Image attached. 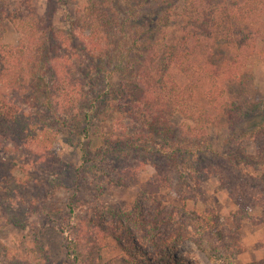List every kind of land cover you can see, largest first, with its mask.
<instances>
[{"label": "rangeland", "instance_id": "374dc122", "mask_svg": "<svg viewBox=\"0 0 264 264\" xmlns=\"http://www.w3.org/2000/svg\"><path fill=\"white\" fill-rule=\"evenodd\" d=\"M127 1L0 0V42L29 45L24 56L49 62L36 77L53 84L46 96L18 89L14 101L37 127L56 131L49 148L0 134V264H137L131 254L165 264L146 253L160 245L186 264H264V50L250 58L248 82L227 88L243 117L209 123L192 136L193 122L155 101L167 73L178 84L185 80L176 64L164 66L165 51L191 15L185 0L169 22L148 25L156 28L153 39L158 34L154 44L135 42L130 27L139 20H124ZM9 17L28 32L16 31ZM88 29L105 37L100 58L86 54L92 62H84L86 48L81 52ZM68 73L85 83L70 102L61 84ZM0 92L11 96V88L0 85ZM141 93L146 117L134 108ZM116 107L128 108L124 130L133 148L106 138L119 131ZM79 108L93 109L90 121L76 122ZM154 121L161 123L156 129ZM184 138L189 153L175 166L165 151ZM71 241L78 262L66 247Z\"/></svg>", "mask_w": 264, "mask_h": 264}, {"label": "trees", "instance_id": "16d2710c", "mask_svg": "<svg viewBox=\"0 0 264 264\" xmlns=\"http://www.w3.org/2000/svg\"><path fill=\"white\" fill-rule=\"evenodd\" d=\"M127 2L130 7L124 13V20L130 19V23L139 20V22L131 25L133 29L130 27L135 36V42L144 43L149 38L153 40H151V43L154 44L159 42L158 34H155L154 39L152 38V31L154 29L156 31L154 27H157L162 19L169 22L170 14L183 0H128ZM183 5L191 13L187 21L188 26L186 24L182 25L177 42L165 51L164 60L166 63L164 66L169 63L176 64L183 73L185 80L183 83L178 84L167 73L168 80L165 84L160 82V93L155 101L157 103L161 101V105L165 110L176 112L185 120L193 122L192 136H199L204 134V128L209 123L236 121L243 117L242 109L234 106L233 101L227 100L226 92L228 86L248 82L251 74L249 60L251 57L259 56L264 50V0H185ZM151 7V12H147ZM222 7H226L224 15L217 19L218 10ZM142 10L144 13H142ZM141 13L142 16L140 17ZM8 19L12 22L16 31L25 34L28 32L23 27L24 23L18 26L14 18L9 17ZM180 22H182V19ZM89 23L93 27L97 26L91 20ZM148 25L154 27L149 28ZM98 31L94 29L87 30L86 37L90 41L81 50L83 56L86 48L84 62H92L91 59L89 60V56L86 57V54H93L94 56L99 54L100 58L104 51L105 37L104 35L99 36L101 31ZM29 34L33 35L31 32ZM28 39L30 42V38ZM259 43H262L263 46L259 47ZM29 47V45L12 47L0 42V85L4 89L11 88L9 94L11 96L0 92V134L11 137L12 140L21 145L34 144L38 147L49 148L55 140L56 131L37 127V121L31 118L35 122L33 124L24 113H21L17 102L14 101L17 94L19 95L18 89L25 96L32 98L34 96L39 97L43 93L46 96L53 85L47 81L42 83L36 77L40 72L46 73L49 62L42 59L41 63L38 64L39 61H35L34 55L24 56ZM35 52H37L36 49ZM47 55V52H45V58ZM72 55H75V51ZM102 65V63H99V74L102 72ZM43 73L41 78H43ZM72 78L74 77L68 73L61 81V84L64 81V95L67 102L73 101L74 94L80 93L79 90H85L83 79H81L83 84H79L73 83ZM100 80L101 78H99ZM89 81H86L87 88L90 86ZM18 84H20L19 88L15 87ZM78 87L80 89L77 91ZM105 90L109 91L107 87ZM14 91H17V93ZM27 92L28 95H26ZM83 93L85 102L92 99L88 91ZM104 93L102 88V94ZM145 95L144 93L140 94V97L135 100L136 105L134 107L144 117L147 114L149 116L151 112L148 109H143L147 105ZM25 96L20 99H25ZM100 96L99 93V99ZM151 96L149 95V98H152ZM116 108L119 113L115 124L119 125V131H112L111 135L106 136V138L110 139L112 144L120 143L118 148L121 150L127 146L133 148L136 142L124 130L128 108L127 111H125V108ZM142 110H145V112ZM92 111L93 109L79 108L72 117L80 124L82 121L91 120ZM160 111L161 109L157 115ZM70 112V107H67L64 111L65 114L68 113L67 117L72 121ZM156 121L153 122L152 127L154 129L157 128L158 124H161L155 123ZM83 132L88 133L87 127L83 129ZM185 139L172 142L171 148L167 149L169 151H165L166 157L175 166H179L182 158L187 157L186 154L189 153L188 144L190 146V142L188 143V141H190V137L188 140ZM66 247L73 260L78 262L79 253L73 246L72 241ZM146 253L147 255L150 254V259L155 262L186 264L182 256L175 251L165 249L163 245L157 246L153 251L146 250ZM129 260L137 264H152L140 255L134 257V254H131ZM223 263H226V261Z\"/></svg>", "mask_w": 264, "mask_h": 264}]
</instances>
